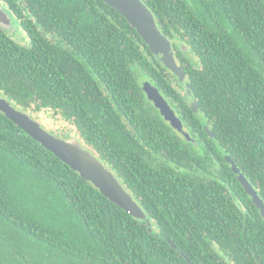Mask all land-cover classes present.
<instances>
[{
  "label": "trees",
  "instance_id": "trees-1",
  "mask_svg": "<svg viewBox=\"0 0 264 264\" xmlns=\"http://www.w3.org/2000/svg\"><path fill=\"white\" fill-rule=\"evenodd\" d=\"M143 1L193 96L103 0H0L29 38L0 28L1 95L71 125L54 131L76 134L150 221L0 110V264H264V218L225 158L264 199V0Z\"/></svg>",
  "mask_w": 264,
  "mask_h": 264
},
{
  "label": "water",
  "instance_id": "water-1",
  "mask_svg": "<svg viewBox=\"0 0 264 264\" xmlns=\"http://www.w3.org/2000/svg\"><path fill=\"white\" fill-rule=\"evenodd\" d=\"M117 9L138 31L143 40L148 44L152 53L171 70L185 85L187 92L193 96L191 85L183 67L177 62L175 51L171 40L160 30L156 18L151 9L143 0H103ZM0 28L11 34L15 31L12 24V16L0 6ZM186 50L187 48L184 47ZM143 90L149 100L160 110L165 120L171 126L182 133L189 141L195 142L190 133L184 128L182 119L160 89L149 80L143 82ZM198 101L195 97L192 100V109L198 111ZM0 110L13 120L26 133L40 142L44 147L53 152L63 162L77 171L81 177L92 183L101 193L114 203L125 209L131 215L148 220L146 213L138 202L128 192L115 173L103 163L100 158L91 150L84 147L77 137L64 139L56 136L45 129L41 122L32 118L28 113L13 106L11 102L0 93ZM208 133L214 137V132L207 126ZM226 160L231 163L232 169L238 180L252 197L253 203L264 218V199L250 180L234 162L231 155H226Z\"/></svg>",
  "mask_w": 264,
  "mask_h": 264
},
{
  "label": "rangeland",
  "instance_id": "rangeland-1",
  "mask_svg": "<svg viewBox=\"0 0 264 264\" xmlns=\"http://www.w3.org/2000/svg\"><path fill=\"white\" fill-rule=\"evenodd\" d=\"M12 24H13V27L15 28V31L12 32L14 38L19 40L23 44H28L29 38H28L27 34L25 33V31L23 29H21L19 27L18 22L14 18H12ZM29 115L32 118L37 119L38 121H40L42 126L45 129H47L49 132L55 134L58 137H61V138H64V139H68L70 137H77L76 134L69 135V134H67L65 132L54 131V128H56V124L50 120V119H52V117H49L48 115H45V114L40 115V116L33 115V114H29ZM56 121L59 124V127L56 128V129L59 130V129H61V127H65L64 129H66V130H71L72 129L71 125H69L68 123H66L64 121H62L60 119H56Z\"/></svg>",
  "mask_w": 264,
  "mask_h": 264
}]
</instances>
